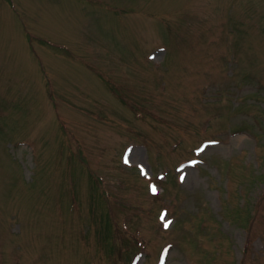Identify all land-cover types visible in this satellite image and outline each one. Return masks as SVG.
<instances>
[{"label": "rangeland", "instance_id": "obj_1", "mask_svg": "<svg viewBox=\"0 0 264 264\" xmlns=\"http://www.w3.org/2000/svg\"><path fill=\"white\" fill-rule=\"evenodd\" d=\"M0 264H264V0H0Z\"/></svg>", "mask_w": 264, "mask_h": 264}, {"label": "snow or ice", "instance_id": "obj_2", "mask_svg": "<svg viewBox=\"0 0 264 264\" xmlns=\"http://www.w3.org/2000/svg\"><path fill=\"white\" fill-rule=\"evenodd\" d=\"M152 190H153V192H155V187L154 186H153V189Z\"/></svg>", "mask_w": 264, "mask_h": 264}]
</instances>
